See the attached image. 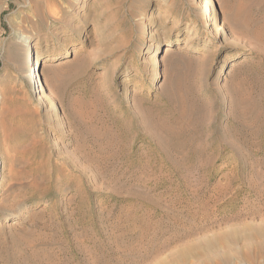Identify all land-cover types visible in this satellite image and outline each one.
<instances>
[{
	"label": "rangeland",
	"instance_id": "obj_1",
	"mask_svg": "<svg viewBox=\"0 0 264 264\" xmlns=\"http://www.w3.org/2000/svg\"><path fill=\"white\" fill-rule=\"evenodd\" d=\"M261 220L264 0H0V264H155Z\"/></svg>",
	"mask_w": 264,
	"mask_h": 264
},
{
	"label": "bare ground",
	"instance_id": "obj_2",
	"mask_svg": "<svg viewBox=\"0 0 264 264\" xmlns=\"http://www.w3.org/2000/svg\"><path fill=\"white\" fill-rule=\"evenodd\" d=\"M169 43L171 42L166 41L164 44H169ZM222 45L223 44H218L217 47H220ZM30 59L31 58L29 56L28 62H30L29 61ZM38 61L39 59H37L36 62L38 63ZM33 71H36V67L33 68ZM261 221H264V220H261ZM229 229L223 232H216L209 238H203V239H198V240L195 239L194 241H191L189 243H186L183 245L181 244L182 246L179 247L177 255L173 253L172 255H175V256H168V258L166 256L165 258L167 259L162 258L163 260L161 259V261L159 259V262L157 261L158 263H155V264H229L230 260L233 257V254L231 251L233 245L240 241H248V240L252 242V244L256 247L253 250L258 251L260 256L263 255L262 257H264V247L262 245L264 241L261 242V240H264V222L258 224L257 226H247L246 225V227H242L239 229L238 228H229ZM259 240L260 242H258ZM261 245L263 249L261 248ZM235 252H236V249H235ZM245 254L249 255L247 252ZM254 258H255V255H254Z\"/></svg>",
	"mask_w": 264,
	"mask_h": 264
}]
</instances>
